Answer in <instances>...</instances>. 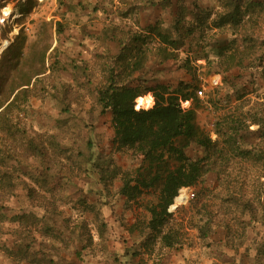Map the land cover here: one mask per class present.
Instances as JSON below:
<instances>
[{"label":"rangeland","instance_id":"374dc122","mask_svg":"<svg viewBox=\"0 0 264 264\" xmlns=\"http://www.w3.org/2000/svg\"><path fill=\"white\" fill-rule=\"evenodd\" d=\"M180 82L200 130L241 149H185L206 171L165 247L159 187L99 91ZM0 264H264V0H0Z\"/></svg>","mask_w":264,"mask_h":264},{"label":"trees","instance_id":"16d2710c","mask_svg":"<svg viewBox=\"0 0 264 264\" xmlns=\"http://www.w3.org/2000/svg\"><path fill=\"white\" fill-rule=\"evenodd\" d=\"M182 14L180 11V15ZM237 15L236 10H233L224 17L225 23L236 22ZM179 20L181 21L180 16L176 20L177 26L181 24ZM154 30L166 43L177 44L169 34L162 32L161 28L154 26ZM193 96L196 95L187 90L181 82L175 88L156 84L147 89L136 85L109 84L99 91L100 104L105 110H110L114 143L118 147L134 149L142 156V161L148 164L147 172H151L152 176L149 181L141 180L140 184H157L159 187L157 202L146 207L150 214L147 228L151 233H155L154 236L160 237V242L165 247L172 245L170 236L165 232L167 221L172 216L168 209L178 207L174 198L179 190L196 184L206 171L205 163H202L201 159L191 160L186 156L185 149L190 143L197 144L205 152L222 143L228 144L230 149H241L235 146L236 143L231 144L235 134L221 136L225 139L222 142H212L210 137L200 130L195 109L181 106L182 100H190ZM141 100L146 105H139ZM239 154L249 157L253 152L240 150ZM169 158L174 159V164H170ZM224 176L225 183L232 180L234 182V178L229 179L230 175L229 178L228 175ZM128 185L124 184L122 191L130 197L132 189ZM181 198L182 196L177 197L176 201Z\"/></svg>","mask_w":264,"mask_h":264},{"label":"built area","instance_id":"2783aa9c","mask_svg":"<svg viewBox=\"0 0 264 264\" xmlns=\"http://www.w3.org/2000/svg\"><path fill=\"white\" fill-rule=\"evenodd\" d=\"M204 91H205V87H204V86H201L200 88H198V90H197V94H198L199 96H202L203 93H204ZM181 191H182V189L179 191V194H180ZM191 197H192V195H191Z\"/></svg>","mask_w":264,"mask_h":264},{"label":"bare ground","instance_id":"6f19581e","mask_svg":"<svg viewBox=\"0 0 264 264\" xmlns=\"http://www.w3.org/2000/svg\"><path fill=\"white\" fill-rule=\"evenodd\" d=\"M144 103H145V102H144L143 100L139 101V104H140V105H141V104L145 105Z\"/></svg>","mask_w":264,"mask_h":264}]
</instances>
